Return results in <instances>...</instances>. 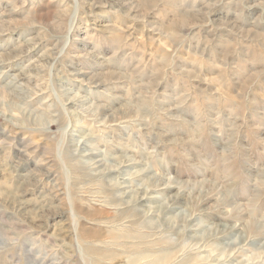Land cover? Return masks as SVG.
<instances>
[{"label":"rangeland","instance_id":"374dc122","mask_svg":"<svg viewBox=\"0 0 264 264\" xmlns=\"http://www.w3.org/2000/svg\"><path fill=\"white\" fill-rule=\"evenodd\" d=\"M0 264H264V0H0Z\"/></svg>","mask_w":264,"mask_h":264}]
</instances>
